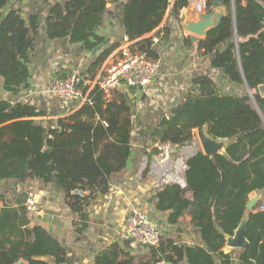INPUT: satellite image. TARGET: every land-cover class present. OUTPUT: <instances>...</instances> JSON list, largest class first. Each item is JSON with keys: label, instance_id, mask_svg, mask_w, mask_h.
<instances>
[{"label": "trees", "instance_id": "16d2710c", "mask_svg": "<svg viewBox=\"0 0 264 264\" xmlns=\"http://www.w3.org/2000/svg\"><path fill=\"white\" fill-rule=\"evenodd\" d=\"M23 1L0 0V76L5 88L13 92L28 82L31 52L40 28L38 15L23 16ZM117 1L121 2L117 17L125 35L135 41L130 49L151 59H157L159 53L154 36L147 35L156 31L161 40L168 38L170 28H158L170 4L174 1V14L189 4V0ZM213 1L208 0V11ZM221 1L228 16L199 39L198 48L212 56L213 70L221 71L244 92L222 93L211 74H198L185 97L151 134L154 141L175 146L193 143L195 130L203 125L215 139L237 137L226 156L211 158L202 150L189 156L185 186L168 182L152 198L158 210L169 212L171 224L180 225L184 216H190L191 232L200 241L187 244L163 236L159 247H146V257L134 254L129 239L115 241L97 253L93 264H235V254L240 264H264V211L259 210L264 198L248 212V244L228 253L223 250L226 234L234 235L249 200L264 191V97L259 92L264 83V0ZM108 2L64 0L54 4L46 18L47 35L51 39L69 37L89 49L96 48L104 40L96 30L104 22ZM191 39H184L185 44H191ZM117 46L102 51L90 70L101 66ZM89 96L90 101L48 128L37 119L45 113L35 106L0 100V183L55 180L65 191L70 208L84 217L87 203L107 193L111 176L127 167L133 124V106L124 92L116 90L108 97L97 86ZM186 189L191 190V197L183 194ZM26 200L0 211V264L67 262L66 250L56 237L40 225L30 227ZM42 256L54 259L43 260Z\"/></svg>", "mask_w": 264, "mask_h": 264}, {"label": "crops", "instance_id": "0c3cea01", "mask_svg": "<svg viewBox=\"0 0 264 264\" xmlns=\"http://www.w3.org/2000/svg\"><path fill=\"white\" fill-rule=\"evenodd\" d=\"M198 1L189 0L187 6L180 8L178 14L172 12L174 1L170 4L165 18L158 29L170 28L169 37L160 39L156 44L159 53L160 69L153 81L142 88L134 89L121 86L108 97H113L116 90L124 92L133 106V124L131 136V156L127 167L111 176L109 191L90 200L85 206V215L70 208L65 191L55 180L46 182L39 179L5 180L0 183V211L6 205L17 207L20 199L33 198L39 206L36 212H28L30 227L40 225L64 246L67 262L63 264H93L99 251L115 241L122 242L126 238V220L133 209L139 208L148 212L163 230V236L176 241L194 244L199 237L191 232V217L184 216L182 223L171 224L168 221V211H160L152 202L153 196L168 182H179L185 186V170L187 158L202 147L197 138L185 146H176L171 160L165 164L158 163L154 157L156 144L151 137L153 130L164 117H169V111L176 105L193 84V78L198 74H211L219 85L222 93L237 94V85L224 78L221 71L211 68V55H204L198 48V41L185 44L184 39L193 36L185 31L182 24L190 15L196 16ZM208 2V0H206ZM64 0H24L22 13L25 18L30 15L39 16V33L35 47L30 57V75L27 84L18 92L5 88L0 76V100L12 103L24 102L35 106L45 114L38 117L47 128L53 126L61 117H66L78 110L84 100L67 101L56 96L51 88L53 80L61 75L78 73L87 82L86 77L101 76L110 63L120 56L121 49L133 44L125 35L124 29L117 17L121 2L109 0L103 24L96 33L104 40L94 49H89L84 43L72 42L69 37L51 39L47 35L46 18L49 9ZM203 11H208L207 6ZM157 29V30H158ZM156 31L147 36H156ZM163 34V33H162ZM159 37V36H158ZM192 40V39H191ZM118 43V46L107 57L103 64L95 70H90L91 64L102 51ZM221 84V85H220ZM227 88L223 91V85ZM229 90V92H228ZM183 194L191 197L192 192L186 189ZM263 194L264 191L255 195ZM185 223V231L181 225ZM178 227V228H177ZM175 234L176 236H173ZM234 249L227 244L224 252ZM137 257H146L148 249H134ZM53 261L51 256L39 257ZM217 264H221L217 261ZM235 264L240 259L235 254Z\"/></svg>", "mask_w": 264, "mask_h": 264}, {"label": "built area", "instance_id": "2783aa9c", "mask_svg": "<svg viewBox=\"0 0 264 264\" xmlns=\"http://www.w3.org/2000/svg\"><path fill=\"white\" fill-rule=\"evenodd\" d=\"M207 6V1H198L197 12H202ZM154 43L159 41L158 36L153 37ZM132 45V44H131ZM127 45L121 49V55L114 59L104 73L91 82L78 73H73L65 79L55 78L52 83V92L61 99L67 101H90V92L99 87L106 95L112 93L121 86L143 87L150 84L160 69V60L151 59L145 53L133 52ZM83 87H87L84 91ZM176 146L171 142H158L154 159L165 164L171 160ZM30 212L39 210L36 201L28 197L25 202ZM264 211V202L259 207ZM126 238L130 240L132 249L139 247H159L162 243L163 232L159 224L145 210L133 209L126 221ZM256 264V263H255Z\"/></svg>", "mask_w": 264, "mask_h": 264}, {"label": "water", "instance_id": "95a60500", "mask_svg": "<svg viewBox=\"0 0 264 264\" xmlns=\"http://www.w3.org/2000/svg\"><path fill=\"white\" fill-rule=\"evenodd\" d=\"M212 9L210 11H202L199 12L196 16L190 15L185 18L182 28L185 31L193 34L192 41L196 42L199 38H204L209 34V31L212 28L218 27L223 18L228 16V10L226 6L223 4L221 0H214L212 2ZM134 89L142 88L136 85L131 86ZM247 90L252 97L254 103L256 101L254 99L251 88L247 85ZM259 92L261 96L264 97V83L259 85ZM198 141L202 147V151L214 158L217 154L228 155L227 148L235 142L237 137H232L228 139H215L209 133L206 125L200 126L196 129ZM75 192L82 193L79 190ZM263 194L253 196L249 202L247 203L248 211L245 212L240 225L236 229L234 235L226 234V244L231 248H239L242 249L248 244V239L246 237V229L249 220V211H252L256 205V203L262 199ZM129 217V216H128ZM127 217V219H128ZM127 221V220H126ZM14 264H29L25 260H19Z\"/></svg>", "mask_w": 264, "mask_h": 264}, {"label": "rangeland", "instance_id": "374dc122", "mask_svg": "<svg viewBox=\"0 0 264 264\" xmlns=\"http://www.w3.org/2000/svg\"><path fill=\"white\" fill-rule=\"evenodd\" d=\"M81 76H82V75H81ZM220 85H221V84H220ZM225 88H227V86L224 84V85H223V91L225 90ZM243 89H244L243 87L238 86V87L236 88V91H235V92L239 94V93H241V92H244ZM246 90H247V88H246ZM228 92H229V90H228ZM247 92H248V90H247ZM183 224H184V225H181L182 228H183V226H184V228H183L182 230H183V232H186V231H185V227H186V226H185V223L183 222ZM177 228H178V227H177ZM162 232H163V230H162ZM168 236H170V235H168ZM173 236H176V235L173 234Z\"/></svg>", "mask_w": 264, "mask_h": 264}]
</instances>
